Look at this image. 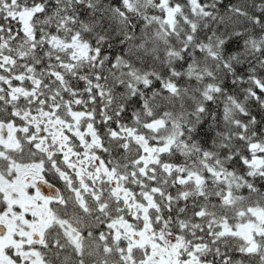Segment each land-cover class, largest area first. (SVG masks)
<instances>
[{
    "label": "snow or ice",
    "instance_id": "6c2138e0",
    "mask_svg": "<svg viewBox=\"0 0 264 264\" xmlns=\"http://www.w3.org/2000/svg\"><path fill=\"white\" fill-rule=\"evenodd\" d=\"M0 264H264V0H0Z\"/></svg>",
    "mask_w": 264,
    "mask_h": 264
}]
</instances>
